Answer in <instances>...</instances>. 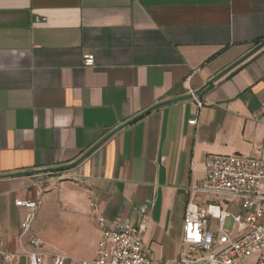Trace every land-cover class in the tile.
Here are the masks:
<instances>
[{
  "label": "crops",
  "instance_id": "crops-1",
  "mask_svg": "<svg viewBox=\"0 0 264 264\" xmlns=\"http://www.w3.org/2000/svg\"><path fill=\"white\" fill-rule=\"evenodd\" d=\"M89 54L94 67L84 68ZM191 93L119 130L72 170L0 179V252L36 251L37 237L38 252L91 260L98 217L113 228L152 199L143 244L154 262L172 263L187 188L202 181L205 158L258 156L252 145L264 142V0H0V175L73 163L141 112ZM66 180L75 194L56 195L54 183L66 189ZM29 199L38 200L35 219L43 208L61 212L62 243L33 222L21 234L26 210L14 201ZM193 202L239 206L203 193ZM207 227L219 233L216 220Z\"/></svg>",
  "mask_w": 264,
  "mask_h": 264
},
{
  "label": "built area",
  "instance_id": "built-area-1",
  "mask_svg": "<svg viewBox=\"0 0 264 264\" xmlns=\"http://www.w3.org/2000/svg\"><path fill=\"white\" fill-rule=\"evenodd\" d=\"M82 66L94 67L93 55H86ZM196 104L198 108L202 106L200 101ZM252 150L258 156L208 155L205 158L202 181L187 188L181 249L172 263L154 262L152 253L143 244L145 217L153 206V200L148 199L133 205L127 220L121 222L117 218L113 228L99 216L102 230L95 256L91 260H78L76 264H264V142L253 143ZM199 193L225 197L239 204L243 213H228L216 205L199 207L193 202ZM14 205L26 210L20 223L21 234H25L34 220L38 200H15ZM91 208L95 211L96 205L91 204ZM208 218L217 221L216 236L208 230ZM227 220L231 222L229 229L224 226ZM29 246L36 251L22 255L0 252L2 260L16 264L24 257L27 264H45L47 254L37 251L41 240L33 237ZM47 257L49 264L71 261L57 253Z\"/></svg>",
  "mask_w": 264,
  "mask_h": 264
},
{
  "label": "rangeland",
  "instance_id": "rangeland-1",
  "mask_svg": "<svg viewBox=\"0 0 264 264\" xmlns=\"http://www.w3.org/2000/svg\"><path fill=\"white\" fill-rule=\"evenodd\" d=\"M59 181H56L54 183L55 189L53 191H56V195L58 196H71L75 194V182L66 180L64 181V184H67L68 188L66 189H61V188H56L59 183ZM44 192V190H43ZM228 211L236 214L240 213L241 210L238 205H234V207H229ZM230 220H227L225 222V229L230 228ZM37 226L39 229V232H42L43 230L47 229L50 231V237L52 241L55 242V244H60L62 243L66 238V233H67V227L65 225V219L61 215V212L55 213L52 209L50 208H43L41 213L38 215V217L33 221V227ZM42 235V234H41ZM58 253V252H48L47 256H50L51 254ZM0 261H2V257L0 255Z\"/></svg>",
  "mask_w": 264,
  "mask_h": 264
},
{
  "label": "water",
  "instance_id": "water-1",
  "mask_svg": "<svg viewBox=\"0 0 264 264\" xmlns=\"http://www.w3.org/2000/svg\"><path fill=\"white\" fill-rule=\"evenodd\" d=\"M192 95L187 94L180 97L172 98L166 101H162L160 103L155 104L154 106L148 108L147 110L141 112L140 114L136 115L132 119L126 121L122 125L115 128L113 131L108 133L105 137H103L100 141H98L95 145H93L90 149H88L81 157H79L75 162L67 164V165H61L56 167H50V168H43V169H36L31 171H23V172H17V173H9V174H3L0 175V179H7V178H19V177H27V176H37V175H44V174H53V173H59L63 171H68L76 168L80 163H82L88 156H90L95 150H97L108 138H110L112 135H114L119 130L133 124L140 118L146 116L150 112L161 108L163 106H167L170 104H174L177 102L185 101L188 99H191Z\"/></svg>",
  "mask_w": 264,
  "mask_h": 264
}]
</instances>
